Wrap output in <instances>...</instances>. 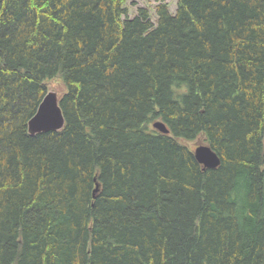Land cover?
Here are the masks:
<instances>
[{"label":"trees","instance_id":"1","mask_svg":"<svg viewBox=\"0 0 264 264\" xmlns=\"http://www.w3.org/2000/svg\"><path fill=\"white\" fill-rule=\"evenodd\" d=\"M125 3L0 0V264H264V0Z\"/></svg>","mask_w":264,"mask_h":264},{"label":"water","instance_id":"2","mask_svg":"<svg viewBox=\"0 0 264 264\" xmlns=\"http://www.w3.org/2000/svg\"><path fill=\"white\" fill-rule=\"evenodd\" d=\"M64 125V118L58 104V96L53 91H47L42 101L38 105L34 115L28 120L27 129L30 134L39 132L58 130ZM152 126L163 133L169 130L161 120H155ZM196 160L204 167H215L219 163L216 153L206 144L198 145L194 148Z\"/></svg>","mask_w":264,"mask_h":264},{"label":"rangeland","instance_id":"3","mask_svg":"<svg viewBox=\"0 0 264 264\" xmlns=\"http://www.w3.org/2000/svg\"><path fill=\"white\" fill-rule=\"evenodd\" d=\"M164 1L167 2L169 6V10L173 13L176 8V2L177 0H126L125 6L127 10L126 17L130 18L137 14V10L140 7H147L150 11L151 20L155 21V5L160 2ZM46 87L47 91H53L57 94L58 97H60L64 91L65 86L62 82V79L59 77H54L50 80L46 81ZM184 143H186L191 149H194L196 146L204 144V140L202 137H198L193 140H183Z\"/></svg>","mask_w":264,"mask_h":264}]
</instances>
